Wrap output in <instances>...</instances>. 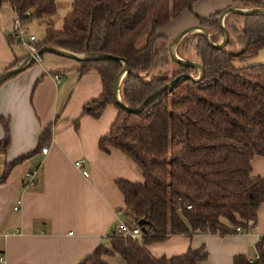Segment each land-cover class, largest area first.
Here are the masks:
<instances>
[{"label":"trees","instance_id":"16d2710c","mask_svg":"<svg viewBox=\"0 0 264 264\" xmlns=\"http://www.w3.org/2000/svg\"><path fill=\"white\" fill-rule=\"evenodd\" d=\"M197 1L72 0L60 30L54 29L50 18L56 12L55 0H0V4L7 2L23 24L35 19L45 25L38 49L50 45L77 54L124 58L128 68L119 95L128 107L136 108L176 75L198 76L197 68L171 59L170 41L160 32L184 11L192 12ZM230 7L252 9L264 3L236 1ZM222 11L207 18L196 16L198 25L209 35L220 33L217 20ZM229 17L240 21L234 32L226 28L225 46H210L200 32L184 36L176 45L179 52L191 40L189 50L204 67L202 78L178 81L137 113L121 108L113 96L114 80L122 68L119 61H79L80 72L95 69L103 83L100 97L85 106V115L97 119L107 104L119 110L110 133L99 141L100 150L107 153L111 147L122 153L143 179L142 184L116 182L124 198V221L138 227L141 237L131 240L111 235L106 246L81 264H107L102 259L106 255H118L124 264H202L206 259L202 250L155 259L146 246L175 235L246 232L255 222L264 201V181L253 178L251 169L255 157L264 159V64L237 66L235 62L246 61L264 48V13H229L225 21ZM143 33H147L145 45L136 48ZM171 62L180 71L168 76ZM0 126L3 155L10 142L9 121L0 116ZM51 129L41 134L39 151L50 142ZM20 161L7 165L5 172ZM140 221L145 223L144 231ZM257 257L251 262L238 256L233 264H264L260 245Z\"/></svg>","mask_w":264,"mask_h":264},{"label":"crops","instance_id":"0c3cea01","mask_svg":"<svg viewBox=\"0 0 264 264\" xmlns=\"http://www.w3.org/2000/svg\"><path fill=\"white\" fill-rule=\"evenodd\" d=\"M236 1L246 0H198L192 12L184 11L172 23L176 22L179 33L198 25L196 16L207 18ZM55 3L53 15L62 11L65 18L72 0ZM15 17L10 5L2 2L0 74L18 67L29 56L27 47L12 34ZM50 18L53 23L54 17ZM160 32L168 33L164 28ZM146 37L147 33L140 36L136 48L145 45ZM80 67L77 60L43 53L34 64L0 84V116L9 121L10 132L8 149L0 155V257L5 264H81L106 246L108 237L125 222L124 198L116 182L143 183L140 171L122 153L111 147L107 153L100 150L99 141L110 133L119 110L107 104L97 119L85 115V106L100 97L103 83L97 70L80 72ZM50 126L51 140L43 147L48 152L42 155L39 139ZM3 140L0 126V142ZM18 160L5 172L7 165ZM80 160L87 178L74 167ZM251 169L253 178L264 181L262 157L252 160ZM33 170L34 185L24 189L25 175ZM17 202H21L19 211L14 210ZM259 245L264 254V201L246 232L175 235L147 245L146 250L155 259L202 250L206 254L202 264H233L238 256L255 259ZM118 257L102 259L107 264H124Z\"/></svg>","mask_w":264,"mask_h":264},{"label":"water","instance_id":"95a60500","mask_svg":"<svg viewBox=\"0 0 264 264\" xmlns=\"http://www.w3.org/2000/svg\"><path fill=\"white\" fill-rule=\"evenodd\" d=\"M229 13H236V14H243V15H248V14H254V13H264V7H258V8H252V9H242V8H233V7H228L226 9H224L222 11V13L220 14V16L218 17V25L220 27V30L222 32V36L223 39L222 41H220L219 43H213L210 40L209 37V33L207 31V29L205 27H202L200 25H192V26H188L186 28H184L182 31H180L169 43V49H170V55H171V59L176 62L177 64L180 65H185V66H189V67H193V68H197L198 69V76L194 77L191 74H187V73H181L176 75L171 81H169L164 87L156 90L155 92H153L152 94L148 95L136 108H130L128 107L120 98L118 95V90H119V85H120V81L122 79V77L124 76L127 68H128V63L124 58L118 57V56H114L111 54H92V55H87V54H77L74 52H70L61 48H57L54 46H50V45H45L43 47H41L40 49L37 50L36 53H34L33 55H29L25 61L19 65L18 67H14L11 69H8L6 71H4L3 73L0 74V83H2L4 80H6L7 78H9L11 75L17 74L19 71H21L23 68L32 65L35 62V58L40 57L43 53H52L55 54L57 56H62V57H66V58H71L77 61H80L81 59H92V60H113V61H119L122 64V68L119 71V73L116 75L115 80H114V85H113V96L117 102V104L129 111V112H140L145 106L146 104L151 101L152 99H154L156 96H158L163 90L167 89V88H171L174 84H176L178 81L182 80V79H190L193 81H198L202 78V76L204 75V67L202 64H200L197 61H191V60H186V59H182L179 58L174 50V47L176 48V45L178 44V42L184 37L186 36L188 33L193 32V31H198L200 33L203 34L206 42L212 46V47H223L226 45L228 38H229V34L227 29L224 27L223 25V18L229 14ZM138 225L141 227V230L144 231V226L145 223L143 221H140L138 223Z\"/></svg>","mask_w":264,"mask_h":264},{"label":"rangeland","instance_id":"374dc122","mask_svg":"<svg viewBox=\"0 0 264 264\" xmlns=\"http://www.w3.org/2000/svg\"><path fill=\"white\" fill-rule=\"evenodd\" d=\"M245 10H247V8ZM61 12L62 11L58 12L56 15L51 16V17H54L52 25L56 29L62 28V25H63L64 16H63V13H61ZM225 17L223 18V22H222L224 27L227 28L229 26V30L234 32L236 29L235 23H237V25H238L240 20L235 18V17H229L225 21V19H226ZM174 20H176V19H174ZM171 23L172 22H170L167 26L164 27L165 31L168 32L164 35L167 37V39L169 41H171L173 36L178 33V30H177L178 26L175 25L176 22H173L174 24L173 23L171 24ZM24 25H26V24H24ZM25 29L27 30L28 35H34L35 36V38L37 39L36 40L37 42H41L43 40L46 27H45V25L41 24V21L34 19L31 22H29L28 27H26ZM160 31H162V29ZM195 33H199V32L193 31V32L188 33L187 35H193ZM209 37L213 43H219L223 39L222 32L217 33V31L212 32L211 35H209ZM189 44H191V40H189L188 42L185 41L179 52L174 47L175 53L179 58H182V59L186 58V59L191 60V61H196L195 59H197V58H196L195 53L193 51L189 50L192 44L191 45H189ZM35 45H36V43H35ZM230 48L233 50L239 49L238 46H233ZM258 64H264V48H262L256 56H254V57H252L246 61L235 62V65H237V66H252V65H258ZM179 71H180V68L174 62H171L167 67L168 76L179 73ZM118 260H120V259H118ZM120 262H122V261L120 260Z\"/></svg>","mask_w":264,"mask_h":264},{"label":"built area","instance_id":"2783aa9c","mask_svg":"<svg viewBox=\"0 0 264 264\" xmlns=\"http://www.w3.org/2000/svg\"><path fill=\"white\" fill-rule=\"evenodd\" d=\"M12 34L15 37L16 41L22 45H25L27 47V51L29 55H33L34 53L37 52L38 47L35 45L36 38L34 35H28L27 30L24 27V24L21 22L19 16H16L13 22V27H12ZM39 57L35 58V61H37ZM57 80H59V77H55ZM48 152V148H43L41 149V154L46 155ZM74 167L82 171V174L84 177H88V173L83 171V161H76L74 163ZM35 171H30L27 172L25 175V181L23 183V188L28 189L34 185L35 182ZM21 202L16 203L15 211H19ZM190 207H187L189 209ZM135 221H132V224H134ZM114 236H119L122 238H128L131 240H136L141 237V231L138 227H133L131 225L126 224L125 222L122 223L118 228L114 230L112 233ZM258 257L255 259L251 260V262L255 261ZM0 264H5V260L3 257H0Z\"/></svg>","mask_w":264,"mask_h":264}]
</instances>
